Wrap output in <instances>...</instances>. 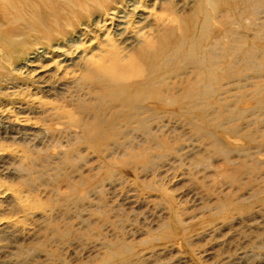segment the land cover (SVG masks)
Here are the masks:
<instances>
[{
    "label": "rangeland",
    "instance_id": "374dc122",
    "mask_svg": "<svg viewBox=\"0 0 264 264\" xmlns=\"http://www.w3.org/2000/svg\"><path fill=\"white\" fill-rule=\"evenodd\" d=\"M5 1L0 264H264V71L236 55L254 43L264 65V0H139L121 38L102 23L124 0ZM190 25L238 71L210 104L159 109L147 94L135 113L89 68ZM173 72L167 98L195 75Z\"/></svg>",
    "mask_w": 264,
    "mask_h": 264
},
{
    "label": "bare ground",
    "instance_id": "6f19581e",
    "mask_svg": "<svg viewBox=\"0 0 264 264\" xmlns=\"http://www.w3.org/2000/svg\"><path fill=\"white\" fill-rule=\"evenodd\" d=\"M124 1L126 2L122 3L120 1V6L118 8L105 10L104 13L107 15V19H105V21L103 20V23L101 22L103 26H107V28L109 27L108 30L113 31L114 36L119 38L123 36L125 37L128 34H135L136 32H133L131 28L132 26L128 25L127 21L132 16L139 20L138 23H140V21L143 20L142 18L145 13L143 12L144 10L142 11V3H139V0L137 2L139 3V7H136L138 5L136 0ZM18 2L20 3V0ZM13 5L15 6V3ZM9 7L10 2L0 0V15L5 21L8 16L6 15V13H8L6 11H8ZM29 7L31 10L35 9L34 6ZM80 11L81 9L79 7H72V10L68 12L67 16L71 15L74 17L77 15V13L74 12ZM140 12L141 14H139ZM2 25L3 24L0 22V27ZM191 27V25L187 28L185 27L181 32L175 26L165 28L163 29V35H159L155 40L149 39L148 37L145 39L143 38L142 47L133 53L134 55L131 56L127 61L124 62L121 60L122 56L119 54L113 51H108L106 52L108 59H101L100 61L89 60V68L95 70L96 72H101V74H104L111 79V81H108L109 84L106 82L108 87L117 88L118 93L121 96L117 100V105L129 110L135 109L140 102H143L141 100L147 99V94H149V98L153 100L158 107L160 106L159 109H161L163 106L173 104L172 102L174 101L182 105H189L190 103V105L194 106L198 101L204 100L203 102H205V104H210V96H212L214 88H219L221 83L232 80V78L235 76V72L238 71H234L235 68L229 63L226 47H205L202 39H198L200 42L199 44L193 42L192 36H194V31L196 32V29ZM12 31L10 32L11 34H13ZM178 32L180 38H175L174 36ZM190 36L192 38H190ZM7 38L8 37L4 38V35L2 32H0V41L4 40L5 42H8V40H6ZM133 38H135V35H132L130 38L126 39L128 41L129 39ZM254 40V42H261V38L258 37ZM123 42L124 41H122V43ZM253 44L248 46L246 49H238L236 55L243 54V58L245 60L244 65L247 69H250L251 71L263 72L264 65L262 64L258 66L256 59H254V53L256 50L255 45ZM128 46H130V43ZM0 51L1 54H3L0 55V58L2 59L4 58V52H2L3 49ZM61 56L62 58H58L60 61L59 63L64 64L68 60L73 62L71 59H68L66 55L62 54ZM51 57L52 56L50 55H46L45 58L49 59ZM34 58L36 57H30L29 59ZM123 62L124 64H122ZM33 63L34 61L30 62V64ZM186 66L191 67L194 70L193 73L195 75L187 83V86L181 95L177 96L176 98L175 96L167 98L165 93L168 90V87L166 85H162L164 84V80L166 78L173 79V71L179 69V67L183 68ZM131 73H134L136 76L133 77V80L124 78L125 74ZM124 81L128 82L121 84ZM135 111V113L138 112L137 109H135ZM180 115L181 114L179 113L178 116ZM16 121H18V119H16Z\"/></svg>",
    "mask_w": 264,
    "mask_h": 264
}]
</instances>
